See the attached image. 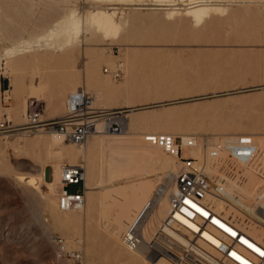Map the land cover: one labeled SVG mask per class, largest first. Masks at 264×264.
Returning <instances> with one entry per match:
<instances>
[{
    "label": "rangeland",
    "instance_id": "rangeland-1",
    "mask_svg": "<svg viewBox=\"0 0 264 264\" xmlns=\"http://www.w3.org/2000/svg\"><path fill=\"white\" fill-rule=\"evenodd\" d=\"M150 5L143 4L141 8L117 5V17L129 18L121 26L119 38H103L83 27L80 34L83 40L75 48L60 47L61 50L44 36L56 19L72 7L84 19L96 7L109 8L112 4L107 0H0V122L11 112L15 126L8 132L0 130V264H74L59 254L52 234L71 242L79 239L84 251L83 264H131L133 253L123 245L124 231L115 222L116 213L132 207L121 208L113 203L123 198L121 192L112 190L111 194L98 188L95 192L100 202L87 219L82 211L58 209L57 187L52 189L42 182L40 191H35L16 179L20 174L39 178L43 166H49L50 180L52 163H88L82 144L65 139L68 150L57 153L49 141L52 129L18 128L27 125L25 114L31 94L42 98L44 118L56 119L64 114L75 85L93 94L95 104L103 107L96 90L87 83L89 70L93 79L121 88L119 96L103 100L107 107L122 106L112 109L121 112L110 117L113 121L122 118L118 122L130 133L105 132V136L122 133L139 136L146 128L156 129L159 125L200 137H215L214 140L251 133L261 153L253 165L238 166V171L250 170L249 186L263 177L253 173L264 157V1L235 0L228 11L201 25H195L185 15L168 18L165 9L148 8ZM133 16L137 19L132 20ZM138 17L146 21H139ZM119 61L124 63L126 75L115 80L103 69ZM5 78L9 80L7 88ZM50 98L54 99L53 105L49 104ZM23 107L26 123L17 125L16 113ZM131 107L135 109L122 111ZM133 121L142 124L131 130L129 124ZM95 157L96 166L91 161L87 166V177L93 184L99 181L103 164L100 153ZM139 182L136 188L139 198L134 206L154 199L160 193L158 188L170 184L172 179L166 173H149ZM78 187L74 184L69 190L75 192ZM86 195L87 201L91 194L88 191ZM102 198L110 203L99 206ZM56 215H66L73 221L66 228L58 227L51 220ZM157 227L156 224L144 234V242L152 238Z\"/></svg>",
    "mask_w": 264,
    "mask_h": 264
},
{
    "label": "built area",
    "instance_id": "built-area-1",
    "mask_svg": "<svg viewBox=\"0 0 264 264\" xmlns=\"http://www.w3.org/2000/svg\"><path fill=\"white\" fill-rule=\"evenodd\" d=\"M104 72L116 80L125 74L121 64L115 68L106 66ZM44 110L43 101L30 99L27 112L30 128H55L76 143L88 138L102 113L93 106V97L82 87L70 93L66 113L61 118L44 121ZM14 127L8 115L0 122V130L5 132ZM110 128L120 131L121 125L113 121ZM254 138L251 133L221 136L216 143L207 146L204 158L200 159L187 150L198 144L196 137L169 132L155 135V144L176 157L180 166L175 173L168 214L152 238L146 241L148 255L153 257L154 264H264V236L259 239L249 232L252 223L264 225V191L250 211L238 206V199L226 189L229 181L241 183L245 177L246 173L238 171V166L253 165L257 161L261 149ZM85 182L83 164L64 162L61 165L58 192L61 210L84 207ZM74 184L79 187L71 192L69 187ZM214 198L231 205L243 218H237L234 212L219 211ZM51 240L63 258L83 264L84 251L79 239L71 242L59 234H52ZM122 240L131 249L144 242L137 220L128 226Z\"/></svg>",
    "mask_w": 264,
    "mask_h": 264
},
{
    "label": "bare ground",
    "instance_id": "bare-ground-1",
    "mask_svg": "<svg viewBox=\"0 0 264 264\" xmlns=\"http://www.w3.org/2000/svg\"><path fill=\"white\" fill-rule=\"evenodd\" d=\"M107 1H109V3L112 4L111 7H109V8L103 7V6L96 7L94 10L89 11L84 19H82L80 17V15L77 14L75 8H73V7L69 8L61 17H59L58 19H56L53 22V24L44 33V36L48 37L49 41L51 40V44H54V45H56V47H58V48L61 47L63 49L75 48L79 44V42L83 40L80 37V34L83 31V27H85V29L87 28V29L91 30L93 32V34H97V36H98V34L102 35L103 38H109V39L110 38L111 39L119 38L120 34L122 33L121 32L122 31L121 26L124 25L127 21H129L128 17H123L121 20L117 17L116 8H117V5H121V4L135 5L136 8H141L143 6V4H145V5L151 4L150 6H148V8H163V9H165L166 10L165 13H166V16L168 18L173 19L177 16L185 15V16L189 17L195 25H201V24H204L208 19H212L213 17H215V15H217L219 13H225L226 11H228L230 9V5L235 0H150L151 3H149V1H147V0H107ZM181 1H182V4L180 3ZM179 4H181V5H179ZM231 8H232V6H231ZM248 8H250V7H248ZM16 9H18V8H16ZM15 11H17V10H15ZM51 12H53V11H51ZM135 14H136V12H135ZM153 14H155V13H153ZM153 14H151V15H153ZM140 15H141V13H140ZM130 17H132V16H130ZM157 17H159V16L157 15ZM154 18H153V20H154ZM134 19L136 20L137 18L135 16H133L132 20H134ZM156 19L157 18H155V20ZM8 20H9V18H8ZM138 20L143 22V21H146V18L138 17ZM178 20H179V18H178ZM159 21H161V20H159ZM152 23L157 25V23H155V22H152ZM149 25H151V24H149ZM151 26H153V25H151ZM5 27H8V26H5ZM13 28H15V27H13ZM7 31H10V30H7ZM119 64H121V66H123L124 71H126L125 65L121 61H119L118 63H116V65H114L110 68H115ZM6 67L9 69V66H6ZM107 67H109V66H107ZM103 71H104V69H103ZM87 75H88L87 76V83H88L89 87L90 88L92 87L96 90L97 99L100 101V103L104 107L103 108V107L97 106L95 104V98H94L93 94H91L90 92H88L87 90L82 88V89H84V91L88 92L93 97V106L95 108H97L99 111H102V113H100L101 114L100 117L95 122L94 129L91 131L90 135L88 136V138L84 142L76 143L73 140L68 139L64 133L60 132L59 130H57L55 128H52L51 135H50L51 140H49V141L51 143V146L53 145L56 147L55 151H57V153H61L63 149L68 150L67 146H65V145H67L65 142V139L72 141L74 144H79V145L82 144L81 146H82L83 156L88 162L86 164L80 163L86 167L85 197L87 198L86 194L88 191L91 195H90V198L85 202L84 207L78 211H82V214L87 219L92 217V214L94 213V210L96 209L98 202H100L97 200V193L95 192L98 188L105 190V191H110V193L112 190H115L116 192L118 191L119 193L121 192L120 194H123V196H122L123 198L120 199L119 201L113 200L114 201L113 203L118 204L121 208H129L132 206L127 211L123 210V211H120V213H116V215H115L116 224L118 226L120 225L121 230L124 231V232L121 231V232H123V234L121 236V240L123 239V235H124V233H126L128 226L131 223L135 222L136 220L138 221V228L140 229V231L142 229V235L144 237V234L148 233L147 231H149V230L150 231L153 230L154 226L156 224L159 226L160 223L164 220V218L168 214L169 207H170V195L175 189V173L178 171L179 166H180V164H179L180 162H179V160H177L176 157L170 155L163 148H161L155 144V139H154L155 135L161 131V132H169V133H172L175 135L178 134V135H182L185 137H187V136L196 137L198 139V144L195 147L188 148L187 150L190 154H192L195 157L200 158V159L204 158V156L206 154L207 146L216 143L217 140H214L215 137H214V139H210L207 136H201L200 137L198 135H192V134L188 133V131L176 130V129H172L169 127H163L161 125H159L156 129H152L150 127L146 128L145 130H143L139 133V136H127L126 134H123V133L122 134H110L108 136H105V134H104L105 132L106 133L118 132V131H115V130L110 128V124L113 122V118H111L110 116H112V114H115L117 112H121L119 110L114 112L112 109H119L122 106H120V107H107V106H105L104 102L106 101V98L110 99V98H114L116 96H119L121 88L119 89L117 87H113L112 85L108 84L107 82H102L100 80L93 79V75H92V72L90 70L88 71ZM107 75H110V74H107ZM125 75H126V73L124 74V77H125ZM75 87H76V89L73 92H76V90L77 91L80 90V88H78V87H80L79 85H75ZM74 88H73V90H74ZM30 96L32 97V99H38V100L42 99L40 97H37L35 94H31ZM104 98H105V101L103 100ZM102 100H103V102H101ZM53 101H54V99L50 98L49 104L53 105ZM127 106H129V105H127ZM132 107L126 108L122 111H129V110L132 111V109H135ZM107 109H110V110H107ZM66 110H67V102H66ZM66 110H65L64 114L66 113ZM25 111L26 110L23 107V110L16 113L17 114V120L16 121L18 122L17 125H24V123H26V122L28 125V114H27L28 107H27V111L25 114V117L27 118L26 122L23 121L24 120L23 114L25 113ZM63 115L56 116V119H59L57 117L61 118ZM9 117H12L11 112H10ZM56 119H55V117L54 118L53 117L52 118H50V117L44 118V115H43L44 121L56 120ZM121 119L122 118H115V120H118L120 122H121ZM141 124H142V122L138 123V122L133 121L129 124L130 129L135 130L136 127L140 126ZM27 125L21 126L18 129L30 128V126L29 125L27 126ZM42 129H45V128L43 127ZM123 129H124V127L122 125L120 131H123L124 133H130L129 130L125 131ZM134 134H137V133L134 132ZM259 148H261V147H259ZM98 152L101 155V159H102L103 164L101 165L102 170H101L100 179L96 184H93L92 180L88 179V177H87V166H88L90 161L92 162L94 167L96 166L97 162H96L95 154L98 155L99 154ZM57 155L59 157V154H57ZM55 156H56V154H55ZM262 161H263V163H262ZM260 163H262V164L259 166V163H258L256 170H254L255 173L251 172L257 176H263L262 178H260L259 182H255L256 184L254 183V186H252V185L249 186L250 184L249 185L247 184L248 183L247 178L250 174V170H247L249 172L245 171L247 173L244 175L245 177L242 179L241 183H238L236 181H229L226 184L227 192L231 196H235L236 199H238L237 205L240 207H243L247 210H250V211H251V209L256 207V199H257L258 195L264 191V157L261 159ZM72 164H79V163H72ZM52 165H53V179H51V180H46L44 177L45 166H43V168L41 166V168H42L41 173L42 174L39 178H37L33 175L26 176L24 174H20L17 176L16 179L18 182L26 183L27 185H29V187L30 186L33 187L35 191L36 190L40 191L41 183L45 182L52 189H55V187H57L58 192H59L60 167H61V165H59L56 162L52 163ZM149 173H151V174H153V173L154 174L166 173L172 179V182L170 183L171 185L169 184V182H170L169 181L168 184L170 186L168 184H164V187L160 186L157 190L160 193L158 192L159 194H157L154 199L153 198L148 199L146 202H144L143 205L134 206V204L137 203V200L139 198L138 197L139 194L137 195V191H136V188H137L138 184L140 183L139 181H141V179L144 177V175L149 174ZM113 192L114 191H112V193ZM99 194L101 195V193H99ZM167 195H168V200H166ZM45 199L46 198H44V200ZM101 200H102L101 201L102 203H100L99 206H101V204L104 206L105 204L108 205L110 203L109 199L102 198ZM214 201H215L216 206H217L219 211H222L225 213H233L234 212V215L237 218H243L242 215H239V213L236 210H234L231 205L227 204L228 206H226V203L224 201L218 199V198H214ZM46 203H47V201H46ZM46 203H44V205ZM57 207H58V199H57ZM58 209L61 210L59 207H58ZM61 211L63 212L64 210H61ZM67 211H76V210L72 209V210H67ZM55 213H53V215ZM70 215H71V213H70ZM63 216L64 217H60V216L57 217V215H56L55 216L56 218L54 217V219H51L52 223L58 224V227L60 226L61 228L68 227L70 225V223H72L73 220L70 217H66V215H63ZM76 216H78V214ZM79 216H81V215H79ZM51 218H53V217H51ZM75 219H77V218H75ZM79 219H80V217H79ZM147 219H151L148 224L146 223ZM89 221H91V220H89ZM80 222H83V221L80 220ZM120 222H122V223L118 224ZM145 223L148 225V227H145L146 226ZM89 224H90V222H89ZM123 224H125V227ZM88 227H89V225H88ZM69 228H71V227H69ZM76 228H74V229H76ZM108 229H110V228H108ZM86 230H87V228H86ZM66 232H68V230H66ZM249 232H251L253 235L258 237L259 239H262L264 236V225L252 223V224H250ZM144 239H145V237H144ZM75 240H73L72 242H74ZM181 241H183V240H181ZM122 243H123V240H122ZM170 244H173V243H170ZM123 245L129 251H131L130 253H133L132 255H130L131 256L130 257L131 262L130 261L129 262L131 264H132V262L134 264H142L143 262H146V264H154L153 257L148 255V250H147L148 246H147L146 242H143L136 249H131V248L127 247L124 243H123ZM138 253H140V254L142 253L143 257L141 258L140 256H138L139 255ZM124 254H127V253H125V251H124ZM91 262H93V261H91Z\"/></svg>",
    "mask_w": 264,
    "mask_h": 264
},
{
    "label": "crops",
    "instance_id": "crops-1",
    "mask_svg": "<svg viewBox=\"0 0 264 264\" xmlns=\"http://www.w3.org/2000/svg\"><path fill=\"white\" fill-rule=\"evenodd\" d=\"M19 99V98H18ZM14 102H15V99H14ZM53 167V166H52ZM48 168H49V166H47V167H45V170H44V177H45V179L46 180H49L48 179V174H47V172H48ZM51 180V179H50Z\"/></svg>",
    "mask_w": 264,
    "mask_h": 264
},
{
    "label": "water",
    "instance_id": "water-1",
    "mask_svg": "<svg viewBox=\"0 0 264 264\" xmlns=\"http://www.w3.org/2000/svg\"><path fill=\"white\" fill-rule=\"evenodd\" d=\"M9 86V80L7 78L4 79V87L7 88Z\"/></svg>",
    "mask_w": 264,
    "mask_h": 264
},
{
    "label": "snow or ice",
    "instance_id": "snow-or-ice-1",
    "mask_svg": "<svg viewBox=\"0 0 264 264\" xmlns=\"http://www.w3.org/2000/svg\"><path fill=\"white\" fill-rule=\"evenodd\" d=\"M262 255H264V253H262Z\"/></svg>",
    "mask_w": 264,
    "mask_h": 264
}]
</instances>
